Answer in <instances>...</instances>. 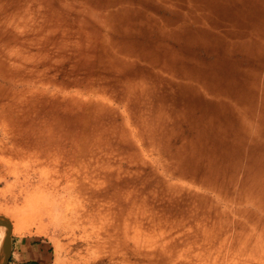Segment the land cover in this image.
<instances>
[{
    "label": "rangeland",
    "instance_id": "374dc122",
    "mask_svg": "<svg viewBox=\"0 0 264 264\" xmlns=\"http://www.w3.org/2000/svg\"><path fill=\"white\" fill-rule=\"evenodd\" d=\"M130 1L0 0V214L11 237L48 246L50 264H264V153L166 154L167 127L183 116L168 105L198 98L196 84L212 88L206 98L264 105V90L243 89L259 77L232 64L261 56L264 0H188L205 11L182 36L181 12L137 24ZM48 4L80 6L90 32ZM225 29L241 31L216 53L232 65L225 75L180 56L221 49Z\"/></svg>",
    "mask_w": 264,
    "mask_h": 264
},
{
    "label": "crops",
    "instance_id": "0c3cea01",
    "mask_svg": "<svg viewBox=\"0 0 264 264\" xmlns=\"http://www.w3.org/2000/svg\"><path fill=\"white\" fill-rule=\"evenodd\" d=\"M56 5L57 6H50V4H48L46 8L48 9V11H52L51 9L56 7L57 10L61 12L62 19L66 22V24L78 28V30L82 31V34L84 36L86 35V33L90 32L87 29H84V27L86 26L88 28V25L85 23L86 21H82V14L77 12V8H80V6L70 7L62 6L61 4ZM128 5L130 6L131 13H134L131 16V20L137 24H142L144 22L143 18L140 17L142 15L145 19L151 18L154 21L159 22L157 16L158 12L161 10H165L166 12L168 10H177L181 12V16L177 17L176 24V31L181 34V36L184 30L192 26V24H190V20L198 21L200 13H204L203 11H205V7L197 8L196 6L191 5L188 0H131L130 2H128ZM178 6H187L188 9L186 8L185 11H180ZM195 11L197 13H195ZM259 11L264 12L263 9ZM185 12H187V15L184 16L183 13ZM192 17H194L195 19H191ZM261 17V22L263 25L260 44V49L262 51L261 56L256 57V59L254 57H251L249 59L240 57L241 59L232 62V64H234V66L236 67V74H253L259 77V84L251 87H249L248 85H244L243 89L245 90H264V75H262V69L264 67V15L262 14ZM140 20H142L143 22L141 23ZM213 23L214 26L221 27L220 25L228 23V19L226 16H222L220 19L213 21ZM148 25L149 24H145L146 27ZM230 32H235L238 35L241 34V31H239L238 29L223 30L222 38L224 46L221 49L213 43H211L207 51H201L200 47L196 48L197 52L196 50L194 52L180 48V56L189 60L196 59L197 63L201 58L206 57L208 63L213 66V70L215 73L219 75H225L226 70H228L227 68L229 66L232 67V65L230 64L225 67L226 64L222 62L220 55L218 56L216 55V53H221L222 51L226 50L227 36H229ZM242 32L243 35H246L248 37L245 46L242 48V51L246 52V55L248 56V52H252L255 49V46L252 45V42L255 40V30L247 29L246 31L244 30ZM83 35L81 37H84ZM123 41L125 40L121 41L122 44L127 43V45H129V41ZM181 52L185 55H182ZM201 52H203L204 54L201 55ZM191 63L192 65H194L192 61ZM194 87V91L198 93V95L195 94V97L198 98L183 101L182 103H180V105H175L172 102L168 105L169 109L166 111L167 115L172 117L174 116L175 111L180 110V112L183 113V116L175 117V123H173L172 119L170 121L171 126L167 127V130L172 131V134H174L175 137L173 139L171 138V141L168 142V145L170 147H168L169 151L166 152V154H176L179 156H202L210 155L213 153L227 152L250 155L253 153H257V150L264 153V105L262 100L243 101L240 103L228 99L206 98L205 94H208L207 92L212 89L210 86L206 87L196 84ZM219 88L222 91H231L235 89L239 90L241 87L221 85V87ZM163 143L165 144V141ZM179 160L180 159H178L177 161ZM240 162V166L242 168L243 166H246V164L248 163V159H241ZM177 165V171L179 172V162H177ZM177 175L178 177H180L179 173ZM186 177L189 178V181L198 182L191 175L181 176V178L183 179ZM198 185L203 186L202 183L199 182ZM234 187L237 188V186ZM258 210L263 211L261 209ZM13 256L14 259L12 261V264H50L51 261L48 246H44L41 243L28 241L25 238H16V240H13Z\"/></svg>",
    "mask_w": 264,
    "mask_h": 264
},
{
    "label": "water",
    "instance_id": "95a60500",
    "mask_svg": "<svg viewBox=\"0 0 264 264\" xmlns=\"http://www.w3.org/2000/svg\"><path fill=\"white\" fill-rule=\"evenodd\" d=\"M4 229V234L7 239V245H6V256L4 258V263L3 264H12V261L14 259L13 256V238L11 237V232H12V226L10 220L0 214V228Z\"/></svg>",
    "mask_w": 264,
    "mask_h": 264
},
{
    "label": "bare ground",
    "instance_id": "6f19581e",
    "mask_svg": "<svg viewBox=\"0 0 264 264\" xmlns=\"http://www.w3.org/2000/svg\"><path fill=\"white\" fill-rule=\"evenodd\" d=\"M0 264L4 263V258L6 256V245H7V239L6 236L4 234V229L1 227L0 228Z\"/></svg>",
    "mask_w": 264,
    "mask_h": 264
}]
</instances>
